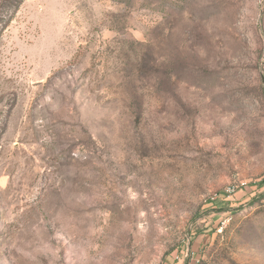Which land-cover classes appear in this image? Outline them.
<instances>
[{
	"label": "rangeland",
	"instance_id": "1",
	"mask_svg": "<svg viewBox=\"0 0 264 264\" xmlns=\"http://www.w3.org/2000/svg\"><path fill=\"white\" fill-rule=\"evenodd\" d=\"M0 264H264V0H25Z\"/></svg>",
	"mask_w": 264,
	"mask_h": 264
},
{
	"label": "trees",
	"instance_id": "2",
	"mask_svg": "<svg viewBox=\"0 0 264 264\" xmlns=\"http://www.w3.org/2000/svg\"><path fill=\"white\" fill-rule=\"evenodd\" d=\"M25 0H2L0 3V41Z\"/></svg>",
	"mask_w": 264,
	"mask_h": 264
}]
</instances>
